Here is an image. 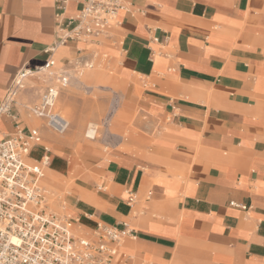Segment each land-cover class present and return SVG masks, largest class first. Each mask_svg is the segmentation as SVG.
Segmentation results:
<instances>
[{"label":"crops","instance_id":"obj_1","mask_svg":"<svg viewBox=\"0 0 264 264\" xmlns=\"http://www.w3.org/2000/svg\"><path fill=\"white\" fill-rule=\"evenodd\" d=\"M122 1L104 35L52 56L60 66L81 57L117 72L70 83L112 91L120 79L130 97L141 87L135 102L145 135L127 138L136 152L59 151L81 136L90 115L72 117L74 135L30 126L37 120L18 99L39 95L34 81L0 118V137L15 125L39 131L50 147L46 180L67 187L63 210L78 228L126 223L137 231L114 264H264V0ZM76 6L69 2L63 17ZM55 12L54 0H0V98L19 69L47 59ZM71 95L66 111L74 110ZM120 117L109 119L114 135ZM41 145L29 163H39Z\"/></svg>","mask_w":264,"mask_h":264},{"label":"built area","instance_id":"obj_2","mask_svg":"<svg viewBox=\"0 0 264 264\" xmlns=\"http://www.w3.org/2000/svg\"><path fill=\"white\" fill-rule=\"evenodd\" d=\"M69 2L77 6L63 17ZM54 8L55 37L46 48L48 57L42 65L22 67L15 73L0 98V118L11 114L29 81L38 82L43 85L37 101L26 109L43 119L51 131L63 134L69 120L57 109V99L71 77L80 76L93 63L78 57L70 67L60 66L52 54L70 42L86 43L104 35L123 8V1L54 0ZM41 142L36 128L24 131L18 125L0 137V264H114L120 245L127 238H135L137 231L126 223L97 222L87 235H78L73 231L78 227L74 219L51 211L41 184L50 150ZM37 145L42 149L40 161L31 164L29 154ZM133 198L129 193L128 203ZM230 205L246 208L232 201Z\"/></svg>","mask_w":264,"mask_h":264},{"label":"rangeland","instance_id":"obj_3","mask_svg":"<svg viewBox=\"0 0 264 264\" xmlns=\"http://www.w3.org/2000/svg\"><path fill=\"white\" fill-rule=\"evenodd\" d=\"M103 67H100V65ZM97 63L93 61V65L91 68L85 69L83 73L78 77H85L89 73L93 72H102L103 75H109L111 72L113 75H117L116 69L111 67L106 63ZM118 84L112 85L113 90L110 91L104 87L99 86L98 88L85 87L81 84H78L75 81H72L64 90L61 92L57 99L56 107L60 110L71 123L68 130L63 136L66 135H74L77 132V128L73 127L72 117L78 116L79 114L82 116L90 115L87 119L85 127L82 129V132L79 134L81 136L75 137L73 142L66 143L65 145H60L58 150L62 151L63 148L71 150L74 156L79 155V153L85 149L88 145H93L96 149H99L106 156L112 151V149L124 150L129 153L136 152L138 148L135 145L127 146V138L131 136V134L135 135L136 133L144 136L145 132L142 129V125L145 124V118L139 112L138 107L136 106L135 98L140 94L141 87L137 86L133 96H125L127 83L122 82L120 79L117 80ZM33 84L36 89H41V85L38 82H30ZM35 89V91H36ZM71 91V97L73 99L74 110L66 111V107L63 104V98L65 93ZM32 100L28 98V96H23L21 99L18 96L19 102L21 101L25 105H29L37 101V93L35 96V92L32 91ZM20 95V94H19ZM74 112V113H72ZM27 113V112H26ZM119 114L121 117L119 118V131L116 135L110 132V118L113 115ZM33 120H37L35 122H27L30 126H37L42 130H45V123L41 119L34 118L30 116ZM89 123V124H88ZM91 125V128H95L96 138L92 140H88L84 137V131ZM129 133V134H127ZM62 137V136H57ZM47 144V143H46ZM48 148V144L46 145ZM34 155L39 154L37 150L33 152ZM31 161V160H29ZM32 162V161H31ZM46 170L44 169V177L41 182L42 186L47 189L48 196L47 202L49 205V209L59 215H68L63 210V198L67 192V187L62 186V180H59L57 177H53V180H46ZM73 178H70L68 181H72ZM73 231H75L78 235L88 234L87 231L81 230L78 227H73Z\"/></svg>","mask_w":264,"mask_h":264},{"label":"bare ground","instance_id":"obj_4","mask_svg":"<svg viewBox=\"0 0 264 264\" xmlns=\"http://www.w3.org/2000/svg\"><path fill=\"white\" fill-rule=\"evenodd\" d=\"M70 125V123H69ZM69 128V127H68ZM95 129V128H94ZM93 128H88V130L85 132V136L90 138V139H93L95 137V130ZM64 134V133H63ZM58 135H62V134H58ZM45 168V167H44Z\"/></svg>","mask_w":264,"mask_h":264}]
</instances>
